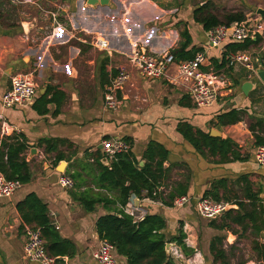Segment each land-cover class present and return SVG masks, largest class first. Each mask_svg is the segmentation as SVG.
Returning a JSON list of instances; mask_svg holds the SVG:
<instances>
[{"label":"crops","instance_id":"1","mask_svg":"<svg viewBox=\"0 0 264 264\" xmlns=\"http://www.w3.org/2000/svg\"><path fill=\"white\" fill-rule=\"evenodd\" d=\"M5 1L13 8L0 12V116L12 132L24 135L27 148L22 155L31 178L21 183L12 196L0 197V264H39L24 253V229L31 226L22 223L17 209V204L30 193L46 204L48 216L58 227L55 228L59 234L75 244V254L64 256V263L100 264L93 258L102 240L95 222L106 210L102 203H97L92 211H87L75 195L84 190L104 191L96 185L94 155L99 150L101 164L109 166L114 158L107 157L98 147L103 140L115 138L127 139L140 166L146 161L143 153L150 142L164 147L167 158L163 165L168 172L158 188L168 192L177 183L186 186L185 195L191 200L184 206L166 205L160 199L141 193L131 195L123 207L134 221L143 219L148 213L161 215L166 221L167 238L177 235L179 224H182L184 242L193 252L185 255L180 246L172 242L169 256L175 264H219L213 262L210 252V243L215 237L221 238L218 247L224 250L228 260L230 255L241 251L246 255L255 253L251 242L264 241V214L262 229L252 233L251 227L243 231L240 224L231 222L224 214L214 219L200 216L196 200L203 197L213 182L221 179L226 184L217 189L219 196L242 197L246 178L264 208V166L254 159L258 145L249 129L250 125L255 126L256 132L264 136V81L240 64L228 66L222 71L228 91L212 105L197 107L189 96L191 82L179 76L176 63L169 65L163 76L146 78L128 61V56L136 49L148 55L170 52L178 47L182 40L180 32L186 29L191 38L190 47L206 51L208 65L204 69L213 70L212 59H220L223 48L208 47L207 30L193 19V10L205 1L109 0L107 5L91 7L86 5V0H62L57 10L44 6L45 2L54 5L53 0ZM16 2L29 4L39 16L56 15L55 11L61 10L63 17L66 16V26L59 25L64 21L56 20L57 26L53 25L46 36L35 37L36 29L26 33L20 25L23 19L10 22L11 13L17 11ZM258 8L264 9V0H256L255 9ZM3 21L8 24L2 25ZM247 23L256 28L254 34L260 40L245 52L250 55L254 68L258 62L264 66V18L256 15L248 18ZM74 32H79L81 37L72 38ZM254 34L253 40L257 38ZM93 38L105 41L106 48L92 45ZM227 41L235 40L224 43ZM94 49L98 50L95 57L83 59L84 53ZM104 58L108 59L106 83H102L100 77ZM87 65L89 71L85 70ZM119 65L129 70L130 78L117 93L118 107L109 110L104 107L103 94ZM18 71L32 74L37 86L35 96L30 104L3 107L1 96L13 75L9 74ZM48 86L62 91L65 97L58 111H55L57 106L50 103L47 112L39 114L33 103ZM50 96L51 93L47 97ZM232 108L243 110V119L231 125H216V115ZM188 126L209 135L211 129H217L221 135L212 137L229 138L234 142L238 158L220 161L218 154L197 150L183 135ZM3 136L0 131V143ZM43 138L65 139L71 146L58 145L57 151L46 153L39 145ZM59 154L63 157L57 160ZM104 157L106 163L102 161ZM61 163L62 170L59 169ZM61 173L75 175L72 188L58 184ZM232 204L236 206L232 209L238 208L237 204ZM211 221L216 225L229 224L231 230L210 226ZM117 260L119 264H126L122 256L117 255ZM254 262L249 259L238 264ZM228 264L234 263L229 260Z\"/></svg>","mask_w":264,"mask_h":264},{"label":"trees","instance_id":"2","mask_svg":"<svg viewBox=\"0 0 264 264\" xmlns=\"http://www.w3.org/2000/svg\"><path fill=\"white\" fill-rule=\"evenodd\" d=\"M211 9L210 2L205 1L193 10L194 21L201 24L204 30H209L220 24L247 22L248 19L241 11L227 12L219 16ZM254 35L257 36V34ZM180 37L182 40L179 42L178 47L170 50L176 60L193 58L196 52L203 50L194 46L190 47L191 38L186 29L180 32ZM259 40L260 38L257 36L255 40L249 37L241 41L235 40L224 43L220 59H212L213 71L227 70V55L230 52L246 51L251 45L258 43ZM79 44L82 45V42ZM107 62L108 59L104 58L100 64L102 83H106L105 65ZM113 74L115 76L116 72ZM49 93H51V96L48 98ZM64 97L62 91L53 86H48L46 92L34 101L33 108L39 114H44L47 112V105L54 103L57 106L55 111H58ZM243 115V110L232 108L216 115L215 124L218 126L231 125L241 121ZM259 125L261 126L262 122H259ZM249 129L254 135L255 144L264 145V136L256 132L255 126L250 125ZM183 135L197 150L208 151L213 155L218 154L220 161L238 158V154L234 150L235 143L229 138L212 137L208 132L199 129L193 130L191 126L183 130ZM64 144L71 146L65 139L43 138L39 140V145L43 147L46 153L57 151L58 145ZM26 148L25 137L20 132L3 136L0 143V171L6 178L18 180L21 183L30 180L28 163L22 155ZM130 149L116 153L109 166L101 164V154L97 150L94 155V163L97 169L96 185L104 191L84 190L76 194L75 197L87 211H92L97 203L104 205L106 213L96 220V232L100 239L113 244L116 254L124 257L126 264H175L169 254L165 252L167 242H175L185 255L193 252V249L184 242L185 233L182 230V224H179L177 235L167 238L164 233L166 221L161 215L148 213L143 219L134 221L133 217L123 210L131 195L138 196L143 190H146L147 195L153 197L152 191L162 185L161 182L168 172V169L163 165L167 158V150L155 142H150L143 153V158L146 161L140 166ZM62 157L63 155L59 154L56 159L59 160ZM72 177L75 178V175H72ZM244 182L246 186L242 197L228 199L219 196L217 189L224 187L226 184L223 179L213 182L203 196L211 197L216 201L223 200L237 204V209H229L224 213L226 218L233 223L240 224L243 231L251 227V232L257 233L262 229L260 226L263 223L264 208L258 193L251 191L246 178H244ZM171 187L168 192L162 189L155 198L162 200L166 205L172 206V200L176 196L186 194V186L182 183H177ZM245 200L248 202H245ZM17 209L22 223L40 230L46 251L50 256L56 258V264H65L63 257H72L75 254V244L59 234L48 216L46 204L35 194L26 195L17 204ZM259 220H261L260 224H256ZM209 224L219 229L231 230L229 224L216 225L212 221ZM219 244H221L220 237H215L210 243L213 262L228 264L229 260L224 250L218 247ZM251 249L255 252L259 264H264V241L253 240Z\"/></svg>","mask_w":264,"mask_h":264},{"label":"built area","instance_id":"3","mask_svg":"<svg viewBox=\"0 0 264 264\" xmlns=\"http://www.w3.org/2000/svg\"><path fill=\"white\" fill-rule=\"evenodd\" d=\"M51 15L55 20V14ZM255 32L256 28L247 22L220 24L206 31L208 47L221 48L226 40L241 41L251 37ZM90 43L99 49L107 46L105 41L98 38L91 39ZM227 60L228 66L240 64L246 69L255 72L254 63H252L250 55L245 51L230 52L227 55ZM128 61L140 70L146 78L161 77L165 74L169 65L176 63L179 76L191 82L189 96L192 103L197 107L212 105L228 91L224 72L204 69L208 65L204 49L196 52L193 58L178 61L171 52L148 55L144 51L136 49L128 56ZM116 69L117 74L105 87L103 94L104 107L109 110L118 107L119 99L117 93L130 78V72L125 66L119 65ZM36 89L37 86L31 73H15L10 77L8 89L1 96L2 106L9 108L30 104L35 96ZM0 131L5 136L13 133L2 116H0ZM102 148L107 157L114 158L116 153L129 150L130 145L124 139L115 138L103 140ZM253 156L259 165L264 166V145L256 146ZM58 184L69 189L74 186V180L70 175L61 173L58 177ZM20 186V181L8 179L0 172V197L12 196ZM161 190V188L153 190V197L151 198L156 199L155 197ZM142 193L147 195L146 190H143ZM190 200L191 198L187 195L176 196L172 200V206L181 207ZM231 204V202L216 201L211 197L203 196L196 200V210L200 216L206 219H214L229 210ZM55 227L58 228L56 225ZM24 237L23 250L28 259L39 264H56V258L47 253L44 239L38 228L26 226ZM93 258L100 264H119L113 244L106 240L100 241L98 248L93 252Z\"/></svg>","mask_w":264,"mask_h":264},{"label":"rangeland","instance_id":"4","mask_svg":"<svg viewBox=\"0 0 264 264\" xmlns=\"http://www.w3.org/2000/svg\"><path fill=\"white\" fill-rule=\"evenodd\" d=\"M61 1L62 0H53V2L55 3L54 5L52 3L49 2H45V7H53L54 9H58V7L61 6ZM200 1H206V2H210L211 7H212V11H214V13H216L219 16H222L224 13L227 12H234V11H241V12H245L246 16H250L247 18H251L253 16L258 15L255 9V5H256V0H200ZM12 3V2H11ZM17 11L16 12H12L11 13V21L10 22H20L21 19H23V22H29L31 23V25H29L27 27V30L25 31L26 33H29L31 30L33 31L34 29H36L37 33H34L35 37H43L46 36L50 33L52 26H57V22L56 20L61 23L60 21H64V24H59V25H65V17H63V12L61 10H59L58 12H56L55 15V20L52 19L53 17H51L52 15L48 14L46 15H37V13L34 10H31V6L28 5H23V4H19L16 2L15 4ZM13 7L10 6V3L5 1V0H0V12L3 13V10L5 9H12ZM52 10V9H51ZM14 11V10H13ZM248 12H251V15H248ZM58 15V17H56ZM57 18V19H56ZM63 19V20H62ZM54 21L56 23H54ZM8 21H3L2 25H7ZM21 25V24H20ZM53 26V27H54ZM33 28V29H32ZM31 31V32H32ZM80 36L79 32H74V36L72 38L76 39V37ZM69 43L73 44V41H70ZM98 50L94 49V50H89L88 52L83 54V59H90L96 56ZM89 65H87L85 67L86 71H89L88 68ZM21 72L22 71H18ZM18 72H11L9 74L12 75L14 73H18ZM246 243V241H245ZM252 260L255 264H259L256 260H255V253L246 255L245 251H241L240 253H235L233 255H230L229 260H231L232 263L234 264H238L241 263L243 261L246 260Z\"/></svg>","mask_w":264,"mask_h":264},{"label":"water","instance_id":"5","mask_svg":"<svg viewBox=\"0 0 264 264\" xmlns=\"http://www.w3.org/2000/svg\"><path fill=\"white\" fill-rule=\"evenodd\" d=\"M108 2H109V0H86V5H89V6L93 7V6H95V5H107ZM256 12H257L258 15H260V18H264V9H263V8H258V9L256 10ZM29 25H31V23H29V22H25V21H24V22H21V26H22V28H23L24 31L27 30V27H28ZM255 73L257 74V76H258L262 81H264V66H263L260 62H258L257 65H256ZM210 135H211V136H219V135H221V134H220V132H219L217 129H211V131H210ZM98 148H99L101 151H103L102 146H99ZM31 151L33 152L34 149H32ZM102 161L106 163V162H107V158L104 157V158L102 159ZM62 168H63V163H61L59 169L62 170ZM62 172H63V171H62ZM234 207H236V206H235L234 204H231V205L229 206V209H232V208H234ZM172 245H173L172 242H167V243L165 244V252H166L167 254H169V252H170V247H171Z\"/></svg>","mask_w":264,"mask_h":264}]
</instances>
